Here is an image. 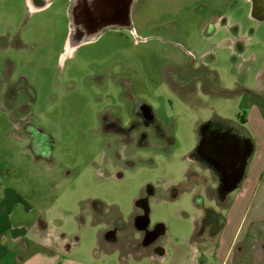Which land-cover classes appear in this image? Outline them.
I'll return each instance as SVG.
<instances>
[{"label":"rangeland","instance_id":"rangeland-1","mask_svg":"<svg viewBox=\"0 0 264 264\" xmlns=\"http://www.w3.org/2000/svg\"><path fill=\"white\" fill-rule=\"evenodd\" d=\"M240 1L134 0L129 26L70 47L72 0H0L1 191L53 264H264V202L231 210L239 188L220 200L195 157L201 124L244 117L261 185L264 22ZM145 212L161 259L132 221Z\"/></svg>","mask_w":264,"mask_h":264},{"label":"water","instance_id":"water-1","mask_svg":"<svg viewBox=\"0 0 264 264\" xmlns=\"http://www.w3.org/2000/svg\"><path fill=\"white\" fill-rule=\"evenodd\" d=\"M46 0H30L37 8L45 5ZM134 0H73L70 10L72 29L69 36L70 47L93 39L101 31L109 27H127L130 25L129 14ZM78 26H86V33L78 30ZM201 139L195 150L208 168L213 170L218 177L217 194L220 200H224L227 194L235 189L241 182L247 159L251 154V148L244 145L243 148L231 144L223 135L214 138L216 154L201 153L204 145V128L200 129ZM139 203L143 201L139 200ZM134 225L138 230L153 233L154 237L164 232L163 225L159 224L152 231H148L149 218L145 212L137 215ZM146 244V243H144Z\"/></svg>","mask_w":264,"mask_h":264},{"label":"crops","instance_id":"crops-1","mask_svg":"<svg viewBox=\"0 0 264 264\" xmlns=\"http://www.w3.org/2000/svg\"><path fill=\"white\" fill-rule=\"evenodd\" d=\"M235 0H219L215 5L217 10L226 9L227 7L233 5ZM243 4L240 12L246 14L248 12L250 18L257 22H264V0H241ZM72 5V4H71ZM232 12H223L225 25L228 23L232 26H237L236 22L229 23L227 21V17L231 15ZM228 15V16H226ZM223 18V17H222ZM238 31V28H234V33ZM239 41V40H238ZM263 74V73H261ZM209 121V120H208ZM208 121L201 124L198 128V134L201 139L200 129L203 127L204 129L208 127L206 124ZM264 126V124H263ZM219 135L224 136V132H218ZM197 148V147H196ZM252 150V149H251ZM248 162V159H247ZM261 176V185L256 186V188L250 187L252 183L251 179L254 175V171L247 176L244 175L237 186L238 192L232 198L230 209L234 210L236 208H240L242 206L249 207L252 206L254 202H264V172H262ZM236 187V188H237ZM11 193L8 188H3L1 191V181H0V264H53L56 255H60L62 252L53 251V252H40L41 244L39 242L38 234L33 231V228L28 231L22 226L13 227L11 224V205L12 202L9 203L7 201L8 194ZM17 196V195H16ZM16 198V197H15ZM250 206V207H251ZM249 207V208H250ZM134 220V219H133ZM132 220V221H133ZM264 220V218H263ZM68 251V250H67ZM65 252V251H64ZM50 255V256H49ZM158 256L160 259L163 254L156 253L154 254ZM152 257V255H150ZM227 257V254L225 255ZM62 264H74V261L70 259H66L65 263Z\"/></svg>","mask_w":264,"mask_h":264},{"label":"trees","instance_id":"trees-1","mask_svg":"<svg viewBox=\"0 0 264 264\" xmlns=\"http://www.w3.org/2000/svg\"><path fill=\"white\" fill-rule=\"evenodd\" d=\"M2 41V40H1ZM1 43V42H0ZM245 122L246 120L244 117L238 116L237 121L230 120V119H223L221 117H213L210 119L206 124L208 125L209 129L215 130L217 132H226L232 136L235 137V139L240 144H246L251 149H253V140L248 132V130L245 128ZM16 123V122H15ZM176 194V191L174 192ZM196 204L199 206V199L196 198ZM96 213H99V211ZM217 213L212 212L210 209H203V215L201 216L199 223L195 229L193 240L196 241H203L204 237L202 236V228L204 229L205 226H210L212 224L211 219L216 217ZM120 222L121 220L118 219ZM224 222V219L221 218L220 220V226ZM212 232V229H211Z\"/></svg>","mask_w":264,"mask_h":264},{"label":"flooded vegetation","instance_id":"flooded-vegetation-1","mask_svg":"<svg viewBox=\"0 0 264 264\" xmlns=\"http://www.w3.org/2000/svg\"><path fill=\"white\" fill-rule=\"evenodd\" d=\"M73 1V0H72ZM109 28H112V27H109ZM115 28V27H114ZM78 30L79 31H81V32H83V33H86L87 31H86V26H78ZM139 114H143L144 115V117H145V119L148 121L149 119H150V115H148L146 112H143V113H139ZM147 115H148V117H147ZM225 134H224V136L226 137V138H228V141L231 143V144H235L236 146H238V147H240V148H243V146L244 145H246V144H240L236 139H235V137L234 136H232V135H230V134H228V133H226V132H224ZM204 145L201 147V153H203V152H207V153H209V154H216V147H215V145H214V138H216V136L217 135H219V133L217 132V131H215V130H211V129H209V127H206L205 129H204ZM197 154H198V156L195 154V157H196V159H197V161L199 162L200 161V157L202 156V155H199V153L197 152ZM194 157V156H193ZM201 162V161H200ZM201 163H203V162H201ZM217 175V174H216ZM137 216V215H136ZM123 226H121V227H116V229H118V228H122ZM154 229V228H153ZM153 229H147L148 231H152ZM116 231H118V230H116ZM146 231H144V236H145V238H144V241L142 242V244L144 245V243H146L144 246H148V243H151L152 241V244L154 243L155 245L153 246V251L155 252V254L156 253H161L162 254V250L158 247L159 246V241H158V238H159V236L161 235H159V236H157V237H154L153 235V233H145ZM113 234L115 233V232H112ZM116 234H117V232H116ZM112 239L115 241L116 240V237L113 235L112 236ZM67 249H69V247L67 248ZM153 251H152V253H153Z\"/></svg>","mask_w":264,"mask_h":264}]
</instances>
